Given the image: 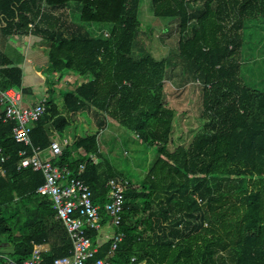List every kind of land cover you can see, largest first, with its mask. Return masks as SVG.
Returning a JSON list of instances; mask_svg holds the SVG:
<instances>
[{
  "label": "trees",
  "instance_id": "16d2710c",
  "mask_svg": "<svg viewBox=\"0 0 264 264\" xmlns=\"http://www.w3.org/2000/svg\"><path fill=\"white\" fill-rule=\"evenodd\" d=\"M141 2L0 0L5 36L40 37L50 43L49 73L78 77L73 88L61 91L62 105L50 95L32 131L33 145L50 146L46 124L64 134L83 117L87 130L56 163L80 174L101 205L108 180L124 178L113 148L117 139L110 146L100 138L106 129H125L149 164H140L136 182L125 177L130 185L122 224L115 227L102 215V225L125 235L111 264H264V68L257 87L242 63L245 31L264 24V0H152L156 17L180 22L177 56L201 86L203 126L188 147L174 143L178 111L166 101L173 63L135 54ZM71 4L80 5L79 21L70 20ZM14 64L0 53V90L22 85L23 70ZM2 115L0 106V147L9 155L5 163L0 159V264L23 263L34 244L47 243L44 264H53L69 254L71 239L51 199L38 193L43 174L18 170L26 148L13 136L15 123ZM88 234L95 245L98 230ZM112 243L97 258H106Z\"/></svg>",
  "mask_w": 264,
  "mask_h": 264
},
{
  "label": "built area",
  "instance_id": "2783aa9c",
  "mask_svg": "<svg viewBox=\"0 0 264 264\" xmlns=\"http://www.w3.org/2000/svg\"><path fill=\"white\" fill-rule=\"evenodd\" d=\"M0 104L4 107L1 118L5 122L15 123L13 136L26 148L19 153L21 159L18 170L32 169L43 174L45 181L39 187L38 193L51 199L56 217L65 226L72 242L69 254L55 258L53 264H111L110 257L123 241L124 233L116 232L112 237L109 255L106 258H97L98 248L94 245L88 230L101 229L103 213L111 219L113 226L119 227L122 224L125 193L130 181L125 177L108 180L107 201L104 205L96 203L91 187L80 174L75 175L68 166L56 163V159L62 155L65 147L74 142V138L67 136L62 141L52 139L47 149L51 157L46 160L41 157L45 150L33 145L32 131L47 111L45 98L30 103L21 89L11 87L0 90ZM27 148L32 149V154ZM91 157L96 162L97 158ZM0 159L3 163L9 159V155H6L1 147ZM80 169L82 171L84 165H81ZM49 251L50 248L45 244H34L30 259L23 263L9 259L8 264H44V257ZM134 260L135 258L132 261Z\"/></svg>",
  "mask_w": 264,
  "mask_h": 264
},
{
  "label": "rangeland",
  "instance_id": "374dc122",
  "mask_svg": "<svg viewBox=\"0 0 264 264\" xmlns=\"http://www.w3.org/2000/svg\"><path fill=\"white\" fill-rule=\"evenodd\" d=\"M79 7V4H71L68 8L69 13H71L70 20L72 22H76L77 19L79 21V15L78 17L75 15L80 10ZM140 20L142 22V29L136 41L135 54L137 56L149 54L158 61L169 59L173 63L166 73V101L168 105L178 111L177 122L173 132L174 143L177 146L182 145L188 147L197 132L203 126L202 120H200L201 109L203 107L201 104L202 94L200 83L195 81L193 77H190L188 73H184V64L177 56L180 41V22L178 20L156 17L152 8V0H142ZM94 28H96V26H94ZM104 28L108 31L111 30L109 25ZM245 33L242 63H246V70L249 72L250 79L255 80L257 87H262L263 83L259 78V72L264 68V63L258 61L264 59V24L262 26L248 27ZM38 44L39 45H35V49L44 55L48 54L50 43L40 40ZM64 83L65 82H63L61 78L56 81L57 87H69ZM45 100L47 108H49L50 97H46ZM2 108L4 109L3 106ZM93 122L96 124L94 116ZM72 124H75L74 120ZM76 125L77 127L72 126L64 134L57 133L54 139L62 141V139L67 136L74 138L77 133H84V131L87 130L86 124L83 121L78 122ZM124 130L118 126L112 128L110 131L106 129V132L103 133L100 138H104L105 141L109 139L110 146L113 145L115 138L117 139L118 145H113V148L115 147L116 149V147H118V149H116L118 150L116 156L123 161L122 163L124 166L122 167V173L124 177L129 178L132 182H136L137 173H142L140 164L146 162H143L145 160L141 159V152L138 151L137 147L132 144V142H128V136ZM108 149V145L102 146V150L105 151V154H107ZM49 156L51 157V155ZM96 162H98V160H96ZM146 166L148 167L149 164ZM112 230L113 227L110 231Z\"/></svg>",
  "mask_w": 264,
  "mask_h": 264
},
{
  "label": "crops",
  "instance_id": "0c3cea01",
  "mask_svg": "<svg viewBox=\"0 0 264 264\" xmlns=\"http://www.w3.org/2000/svg\"><path fill=\"white\" fill-rule=\"evenodd\" d=\"M40 40H42L40 37L34 36L32 34L27 36L16 35V34L5 36L3 33V26L0 21V53H3L6 56L10 57L15 63L14 65H17L23 70L22 85L20 87H13V88L21 89L30 103H35L46 97L49 98L50 95H53L55 97H58L57 99L58 101L56 102H58L59 105H62V100L60 98L61 97L60 91L61 90L65 91L67 89L73 88V85L76 82V80H78V77L70 72H64L62 76H60L59 74H57V76L56 74L51 75L48 70L49 55L46 53H45L46 55H44L43 53L35 49V45H39L38 43L40 42ZM59 78H61L62 81L65 82L64 84H66L69 87L66 88H63L62 86L57 87L56 81ZM0 106L2 107L1 104ZM2 112H3V108H2ZM75 119H76L74 121L75 124L73 126L77 127L76 124L78 122L80 121L84 122L83 117L81 116H78V118ZM110 130L111 129H109V131ZM55 132L57 133V131L53 128L54 136H55ZM82 134L83 133H77V135H82ZM54 136L52 137V139H54ZM49 139L51 142L52 139L50 137ZM47 149L41 154L43 160L50 158L49 156L50 152ZM97 160L98 162L100 161L99 158H97ZM106 201H107V194L105 196V202ZM102 215H105V213H103ZM112 227L113 226H111L110 223L107 222L105 226L102 225L101 229L98 231V236L95 241V246L98 248V253L102 250V247L105 245V243L111 241L114 235L113 230L110 231ZM45 246L51 249V245L49 243L45 244Z\"/></svg>",
  "mask_w": 264,
  "mask_h": 264
},
{
  "label": "water",
  "instance_id": "95a60500",
  "mask_svg": "<svg viewBox=\"0 0 264 264\" xmlns=\"http://www.w3.org/2000/svg\"><path fill=\"white\" fill-rule=\"evenodd\" d=\"M83 120L85 121L84 118H83ZM45 130H46L48 136L52 139V137L54 136V133H53V128H52L50 123L45 125Z\"/></svg>",
  "mask_w": 264,
  "mask_h": 264
},
{
  "label": "bare ground",
  "instance_id": "6f19581e",
  "mask_svg": "<svg viewBox=\"0 0 264 264\" xmlns=\"http://www.w3.org/2000/svg\"><path fill=\"white\" fill-rule=\"evenodd\" d=\"M38 53V52H37Z\"/></svg>",
  "mask_w": 264,
  "mask_h": 264
},
{
  "label": "clouds",
  "instance_id": "9594fccd",
  "mask_svg": "<svg viewBox=\"0 0 264 264\" xmlns=\"http://www.w3.org/2000/svg\"><path fill=\"white\" fill-rule=\"evenodd\" d=\"M99 231V230H98Z\"/></svg>",
  "mask_w": 264,
  "mask_h": 264
}]
</instances>
